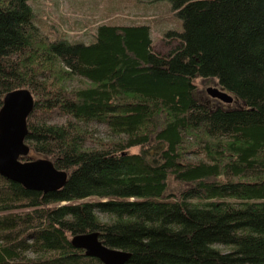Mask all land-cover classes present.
<instances>
[{
  "label": "trees",
  "instance_id": "obj_1",
  "mask_svg": "<svg viewBox=\"0 0 264 264\" xmlns=\"http://www.w3.org/2000/svg\"><path fill=\"white\" fill-rule=\"evenodd\" d=\"M170 3L183 30L160 52L150 24L47 40L30 0H0V111L29 89L21 159L66 175L44 192L0 174V264H104L72 244L92 232L126 264H264V0Z\"/></svg>",
  "mask_w": 264,
  "mask_h": 264
},
{
  "label": "rangeland",
  "instance_id": "obj_2",
  "mask_svg": "<svg viewBox=\"0 0 264 264\" xmlns=\"http://www.w3.org/2000/svg\"><path fill=\"white\" fill-rule=\"evenodd\" d=\"M30 2L40 34L47 40L65 37L70 41L88 42L101 24L146 23L152 28L155 48L160 52H167L177 44L175 40L167 37V32L183 30V23L172 10L170 0H30ZM85 85L86 83L75 80L66 82V86L71 88ZM198 86L205 97H214L209 94V88H219L213 79L199 80ZM92 132L100 138L107 137L106 126L103 124H93ZM138 149L135 147L130 151L136 152Z\"/></svg>",
  "mask_w": 264,
  "mask_h": 264
},
{
  "label": "water",
  "instance_id": "obj_3",
  "mask_svg": "<svg viewBox=\"0 0 264 264\" xmlns=\"http://www.w3.org/2000/svg\"><path fill=\"white\" fill-rule=\"evenodd\" d=\"M208 92L223 101H233V97L220 88H209ZM34 108L35 98L29 89H16L6 95L0 111V174L29 189L44 192L58 190L66 182V175L52 161L21 159L30 152L26 138L29 133L28 118ZM72 244L104 264H126L131 257L127 251L106 246L97 232L77 234L72 238Z\"/></svg>",
  "mask_w": 264,
  "mask_h": 264
},
{
  "label": "bare ground",
  "instance_id": "obj_4",
  "mask_svg": "<svg viewBox=\"0 0 264 264\" xmlns=\"http://www.w3.org/2000/svg\"><path fill=\"white\" fill-rule=\"evenodd\" d=\"M56 37V36H55Z\"/></svg>",
  "mask_w": 264,
  "mask_h": 264
}]
</instances>
